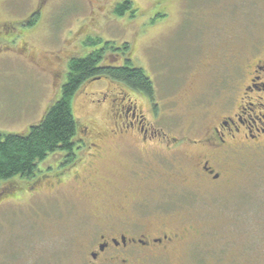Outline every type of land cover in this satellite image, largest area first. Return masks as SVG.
Returning <instances> with one entry per match:
<instances>
[{
  "label": "rangeland",
  "instance_id": "1",
  "mask_svg": "<svg viewBox=\"0 0 264 264\" xmlns=\"http://www.w3.org/2000/svg\"><path fill=\"white\" fill-rule=\"evenodd\" d=\"M40 1L0 0V133H23L39 123L60 97L71 56L85 57L111 42L119 49L128 43L134 66L153 79L163 108L158 128L200 139L214 116L241 105L234 86L248 80L246 61L264 42V0H132L122 17L115 13L118 0H46L35 25L26 27ZM109 51L106 58L116 62ZM84 87L72 104L80 131L88 126L112 141L114 105L108 97L95 102L100 92L119 87L103 78ZM244 156L229 162L227 184L193 187L187 198H172L177 211L163 214H173L171 224L192 235L151 264H264V159ZM61 158L39 164L38 174L50 167L44 176L52 181L28 191L27 181L3 187L19 185L0 199V264H72L98 231V217L79 202L82 194L98 202L97 190L80 183L47 189L64 171ZM84 166L93 169L81 164L76 170ZM121 171L111 164L105 173L115 182Z\"/></svg>",
  "mask_w": 264,
  "mask_h": 264
},
{
  "label": "flooded vegetation",
  "instance_id": "2",
  "mask_svg": "<svg viewBox=\"0 0 264 264\" xmlns=\"http://www.w3.org/2000/svg\"><path fill=\"white\" fill-rule=\"evenodd\" d=\"M45 4L46 0L40 1L35 13L42 14ZM262 44L257 47L258 54L246 61L247 67L252 69L248 80L237 81L234 86L236 96L242 93L235 99L241 105L228 114L214 116L209 126L201 127L200 139L188 137L186 131L179 137L164 127L158 128L163 108L158 102L156 87L154 96L150 97L126 84L109 80L119 88L112 89L111 93L100 92L101 98L93 102L100 104L108 97L114 105L110 123L111 133L114 132L112 141L110 134L95 133L88 126L79 130L73 141L76 159L69 163V155L59 152L64 171L56 175V183L47 188L59 190L80 183L86 184L90 191L97 190L98 202L85 194L79 197V202L88 205V215L94 211L93 215L98 217L94 226L98 231L81 245V257L72 264H151L163 255L169 256L174 247L192 235L190 228L171 224L173 214H163L177 211L173 199L176 196L187 198L193 187L205 189L208 185L216 188L217 184H227L228 164L237 160V154L264 159V42ZM110 57L117 63L125 59L118 53ZM109 149L121 153L112 156L107 153ZM81 164L93 169L85 170L84 166L76 170ZM111 164H118L122 169L115 182L112 175L105 173ZM105 185L111 186L114 192L108 191ZM33 191L30 192L35 194ZM9 195L4 191L0 199ZM93 202L97 205L94 210L89 206ZM150 213L153 215L145 216Z\"/></svg>",
  "mask_w": 264,
  "mask_h": 264
},
{
  "label": "trees",
  "instance_id": "3",
  "mask_svg": "<svg viewBox=\"0 0 264 264\" xmlns=\"http://www.w3.org/2000/svg\"><path fill=\"white\" fill-rule=\"evenodd\" d=\"M174 2L175 0H171L168 3L174 5ZM132 4V0H120L115 13L118 17L124 16ZM32 15L33 17L25 21L26 27H33L37 16H41L38 13ZM97 42L102 41L99 39L94 44ZM107 50H111L109 52L113 54L123 55L125 59L112 63L110 58H106ZM120 50L122 51L119 52ZM130 52L128 43L121 44L119 49L109 42L98 50L89 52L85 57L74 55L70 57L69 70L66 81L61 86L60 97L48 107L42 120L23 133H0V193L4 191L6 194L15 193L18 190V183L11 190L3 187L17 180L23 183L27 181V191L37 184L52 181L48 180V176H44L50 167L38 174L39 164L49 161L51 156H56L59 152L69 155V163L74 162L76 158L73 141L79 135L80 123L74 116L72 104L88 82L105 78L126 84L143 95L154 96L155 85L152 78L143 69L134 66Z\"/></svg>",
  "mask_w": 264,
  "mask_h": 264
}]
</instances>
